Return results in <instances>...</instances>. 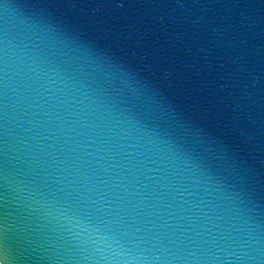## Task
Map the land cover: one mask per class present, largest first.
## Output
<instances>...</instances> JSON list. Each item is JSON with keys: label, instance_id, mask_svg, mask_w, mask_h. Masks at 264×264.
Returning <instances> with one entry per match:
<instances>
[{"label": "clouds", "instance_id": "1", "mask_svg": "<svg viewBox=\"0 0 264 264\" xmlns=\"http://www.w3.org/2000/svg\"><path fill=\"white\" fill-rule=\"evenodd\" d=\"M0 264H264V188L47 0H0Z\"/></svg>", "mask_w": 264, "mask_h": 264}, {"label": "water", "instance_id": "2", "mask_svg": "<svg viewBox=\"0 0 264 264\" xmlns=\"http://www.w3.org/2000/svg\"><path fill=\"white\" fill-rule=\"evenodd\" d=\"M264 188V0H47Z\"/></svg>", "mask_w": 264, "mask_h": 264}]
</instances>
